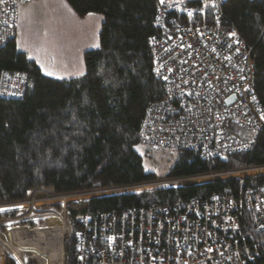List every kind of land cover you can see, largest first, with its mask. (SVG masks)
Here are the masks:
<instances>
[{"label": "built area", "instance_id": "obj_1", "mask_svg": "<svg viewBox=\"0 0 264 264\" xmlns=\"http://www.w3.org/2000/svg\"><path fill=\"white\" fill-rule=\"evenodd\" d=\"M30 1L40 0L0 2V49L16 35L20 5ZM224 1L165 0L161 4L158 0L153 21L156 33L149 38L148 49L151 73L163 83L164 97L149 108L142 121L140 136L147 145L175 152L192 150L208 161L248 152L264 131V104L254 91L251 49L220 11L205 10L210 3ZM197 2L199 9L190 5ZM25 91L26 80L20 72L1 73L2 98L21 99ZM210 174L215 177L209 181L251 179L264 176V165L205 175ZM189 178L83 193L96 192L100 197L114 195L107 192L113 190L115 195L124 194L136 186L150 188L134 192H152L180 187L178 179ZM73 194L82 193L55 194L37 188L26 199L0 203L5 211H16L0 221L8 226L7 238H0V264L5 257L22 264H45L27 262L30 250L18 240L30 231L19 223L47 217L56 218L59 224L33 230L45 234L48 242L53 235L58 241L57 247L51 245L46 264H65L69 239L74 243V264H264V184L244 193L248 220H242L240 203L232 193H212L99 215L80 214L71 229L67 206L94 198H66Z\"/></svg>", "mask_w": 264, "mask_h": 264}, {"label": "trees", "instance_id": "obj_2", "mask_svg": "<svg viewBox=\"0 0 264 264\" xmlns=\"http://www.w3.org/2000/svg\"><path fill=\"white\" fill-rule=\"evenodd\" d=\"M66 2L80 17L89 13L102 16L99 46L83 52V74L68 79L44 75L37 63L17 48L16 35L0 49V75L18 71L26 80L21 99L0 96V203L26 199L37 188L55 194L83 193L157 178H189L264 165L263 131L248 152L205 161L192 150L173 151L174 158L158 172L153 161L146 159L162 149L144 144L140 136L147 111L164 97L163 83L151 73L148 49V40L156 33L153 21L158 0ZM190 5L200 8L198 2ZM213 9L235 26L250 47L255 63L254 91L264 104V0L213 2L208 11ZM261 184L264 176L152 192L126 189L124 194L71 203L66 214L73 224L80 214L99 215L152 202L232 193L240 203L242 220H248L244 193ZM15 214L0 213V221ZM42 221L19 224L39 228ZM73 245L72 239L67 240L65 264H74ZM4 260L17 264L9 257Z\"/></svg>", "mask_w": 264, "mask_h": 264}, {"label": "rangeland", "instance_id": "obj_3", "mask_svg": "<svg viewBox=\"0 0 264 264\" xmlns=\"http://www.w3.org/2000/svg\"><path fill=\"white\" fill-rule=\"evenodd\" d=\"M210 6L211 3L206 6L205 10L208 11ZM101 23L102 16L100 14L89 13L80 17L73 11L66 0L26 2L21 4L18 10L16 45L19 50L25 52L29 58L37 63L44 75L58 79H68L84 73L83 52L99 46L98 33ZM48 73L53 74L49 75ZM144 144L137 146V149H141ZM174 152L162 149L157 151L152 157L149 156L146 161H153L157 171L161 173L163 172L162 167L166 163H170L174 158ZM212 177L215 176H211V174L199 175L198 177L194 176L189 179H178L176 181L182 182L180 186H185L206 180L209 181ZM156 180H162V178H157ZM111 191L107 192L115 195L116 192ZM120 193L118 192L117 194ZM106 196H110V194H106ZM91 197H98V194L96 192L91 193ZM5 210V208L0 207V213L15 211L14 208L11 209L13 211ZM58 224L59 221L56 218L47 217L43 219L40 226L50 227ZM67 224L73 229L70 219H67ZM36 228L28 227L31 232H36L33 231ZM0 236L4 239L7 238L2 233ZM2 264H13V262L9 260L6 263L3 260Z\"/></svg>", "mask_w": 264, "mask_h": 264}, {"label": "crops", "instance_id": "obj_4", "mask_svg": "<svg viewBox=\"0 0 264 264\" xmlns=\"http://www.w3.org/2000/svg\"><path fill=\"white\" fill-rule=\"evenodd\" d=\"M42 72V71H41ZM5 234V237H7V231H6V226H0V234ZM31 235H33L31 233ZM30 235V236H31ZM1 239L5 240L4 238H2L0 236ZM53 241L48 242L46 237H38V238H32L33 240L31 242H29L26 246V248L28 250H30V252H27L28 256L25 258L27 262H32V261H40L41 263L45 264L48 262L49 257L48 255H51V253H49V251H51V245L57 247V242L55 241V237L54 235L52 236ZM40 239V240H39ZM47 239V240H46ZM40 241V242H39ZM33 253V254H31Z\"/></svg>", "mask_w": 264, "mask_h": 264}, {"label": "bare ground", "instance_id": "obj_5", "mask_svg": "<svg viewBox=\"0 0 264 264\" xmlns=\"http://www.w3.org/2000/svg\"><path fill=\"white\" fill-rule=\"evenodd\" d=\"M207 11V10H206ZM150 187L149 186H136V187H133V188H128V189H139V191H141L142 189H149ZM89 193H82V194H73V195H70V196H66L67 199H70V198H79V197H82L84 195H87ZM26 226V225H25ZM7 231V230H6ZM31 233L33 235H31ZM31 235V236H30ZM22 238L20 240H18V242H21V243H29L31 242L34 238H44L46 235L43 234V233H39V232H31L30 231H25L22 233ZM33 238V239H32ZM40 240V239H39ZM40 242V241H39ZM58 242V241H57ZM17 264H22V261L21 260H15Z\"/></svg>", "mask_w": 264, "mask_h": 264}, {"label": "snow or ice", "instance_id": "obj_6", "mask_svg": "<svg viewBox=\"0 0 264 264\" xmlns=\"http://www.w3.org/2000/svg\"><path fill=\"white\" fill-rule=\"evenodd\" d=\"M0 2H2V0H0ZM164 2H165V0H160V3H161V4H163ZM212 6H214V5H212ZM191 15H192V13L189 12V16H191ZM233 35H234V34H233ZM48 74H49V75H52L53 73H48ZM165 79H167V77H165ZM253 99H255V97H253ZM261 118L264 119V116H262ZM213 199H218V197H213ZM110 239H114V238H110ZM208 251L211 252L212 249L209 248ZM81 259H83V257H81Z\"/></svg>", "mask_w": 264, "mask_h": 264}]
</instances>
